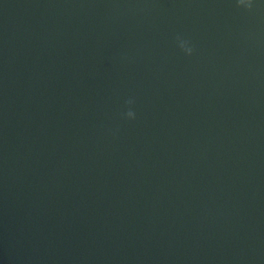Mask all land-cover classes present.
Listing matches in <instances>:
<instances>
[{
  "label": "water",
  "instance_id": "95a60500",
  "mask_svg": "<svg viewBox=\"0 0 264 264\" xmlns=\"http://www.w3.org/2000/svg\"><path fill=\"white\" fill-rule=\"evenodd\" d=\"M250 2L0 0V264H264Z\"/></svg>",
  "mask_w": 264,
  "mask_h": 264
},
{
  "label": "clouds",
  "instance_id": "9594fccd",
  "mask_svg": "<svg viewBox=\"0 0 264 264\" xmlns=\"http://www.w3.org/2000/svg\"><path fill=\"white\" fill-rule=\"evenodd\" d=\"M238 3L240 5H245L246 4V0H238ZM246 6L248 8H251L252 5H251V2L250 0H247V4ZM177 39L180 41V47L188 54V55H192V53L194 52V48L189 46L190 42L188 40H184V39H181L180 37H177ZM129 104L133 103L132 100H129L128 101ZM126 116L128 118H131V119H135L136 117V113L134 111H132L131 109H129L126 113Z\"/></svg>",
  "mask_w": 264,
  "mask_h": 264
}]
</instances>
